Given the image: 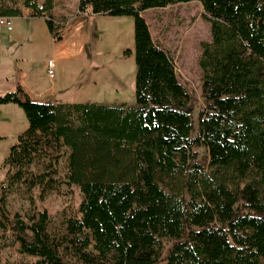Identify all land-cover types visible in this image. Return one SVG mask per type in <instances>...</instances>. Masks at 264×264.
Segmentation results:
<instances>
[{
  "label": "trees",
  "instance_id": "obj_1",
  "mask_svg": "<svg viewBox=\"0 0 264 264\" xmlns=\"http://www.w3.org/2000/svg\"><path fill=\"white\" fill-rule=\"evenodd\" d=\"M41 1L59 41L53 0L22 5L43 17ZM191 1L212 35L196 135L192 98L143 16ZM78 10L134 18V50L124 53L134 54L136 104L43 103L21 86L0 95L28 120L0 187L55 191L66 156L60 182L83 195L79 215L58 222L46 210L8 217L13 243L35 260L0 264H264V0H79ZM21 13L18 3L0 6V15Z\"/></svg>",
  "mask_w": 264,
  "mask_h": 264
},
{
  "label": "rangeland",
  "instance_id": "obj_2",
  "mask_svg": "<svg viewBox=\"0 0 264 264\" xmlns=\"http://www.w3.org/2000/svg\"><path fill=\"white\" fill-rule=\"evenodd\" d=\"M55 2L65 9L64 13H68L65 17L74 19V22L79 16L89 18L87 20L90 23V32L85 61L75 62L74 66L71 63L55 62V78H51L47 66L52 54L51 41L48 40L49 35L46 25L42 23V18H14V31L0 27L3 44H5L3 37H6L8 33L25 30L42 33V38L35 43L39 51L32 61L27 62L26 68L30 64L32 71L38 75L43 84L51 86L53 80L58 82L67 71H70L71 78L76 77V84L70 94L78 97L77 99L85 98L84 101L92 100L106 105L126 103L134 106L137 68L134 54L124 53L126 49L131 48L132 52L134 50V18L81 14L78 10L79 0H55ZM17 3L18 6L23 7L22 0H0L2 7L15 6ZM143 16L150 26L153 39L172 56L178 79L192 98L194 135H196L199 113L204 107L203 71L200 66L202 44L212 40L211 24L206 18L203 5L199 1L176 3L162 8L147 9L143 12ZM8 50L16 51V45L12 43ZM13 69L14 67L8 70L9 75L13 76ZM83 82L85 84L81 85ZM10 88L11 85L6 84L0 90L7 92ZM15 107L18 111L7 107V104H0L1 180L6 178V170L2 168V165L9 156L11 147L17 143L19 136L28 127V120L25 121L27 118L23 109ZM195 150L198 152L197 161L208 168L209 155L206 147L197 146ZM65 158L66 156L61 159L59 184L55 191L42 196L39 188L28 192L24 186L14 187L11 191H5L0 187V261L35 260L34 257L20 253L18 244L13 243L11 230L5 228L8 217L13 219L16 214H20L26 218L28 213L46 210L51 218L58 222L65 215H79V208L83 201L82 192L77 186H68L60 182L66 172ZM171 244L172 241H165L166 248H169Z\"/></svg>",
  "mask_w": 264,
  "mask_h": 264
},
{
  "label": "crops",
  "instance_id": "obj_3",
  "mask_svg": "<svg viewBox=\"0 0 264 264\" xmlns=\"http://www.w3.org/2000/svg\"><path fill=\"white\" fill-rule=\"evenodd\" d=\"M40 3H43L41 1ZM51 14L55 17L57 23H60L62 39L55 41L52 33L47 27L45 18L42 16H37L32 13V9L28 7H22V13L19 16H11L13 18L28 17L29 19L42 18V23L46 25L48 40L51 41V57L49 60H54V62L61 63H71L73 66L75 62L85 61L86 58V47L89 42V21L85 16H79L78 20L72 18H66L67 15L65 9L60 7L58 2L53 0V7L50 10ZM49 13V12H48ZM37 22V21H36ZM8 30L4 26H0ZM14 28H12L13 30ZM8 30V31H12ZM14 31V30H13ZM8 33V32H7ZM42 38V33L39 34L37 31H17L13 33H8L6 37H3L4 43L2 42L1 30H0V88L6 84H10V91L5 92L0 90V95H4L8 92L15 91L18 86H21L24 91L30 96V98L37 102L43 103H59V102H95L92 100L84 101L85 98L77 99L70 94V91L74 88L76 84V77L71 78L70 71H67L66 74L57 82L52 81L51 86L43 84L41 79L36 73L32 71L31 65L26 68L27 62L34 59L35 54L39 51L38 45L35 46L36 42ZM16 45V51L8 50V47L11 44ZM5 46V48H4ZM131 49V48H130ZM13 76L9 75V71L13 68ZM24 67V68H22ZM9 70V71H8ZM17 70V71H16ZM134 73V72H133ZM51 78H55L51 77ZM132 86L134 85V79L132 78ZM85 83H81L84 85ZM13 86V87H12ZM7 90V89H5ZM5 92V93H4ZM17 104L9 103L7 107H12L13 109H18ZM10 108V109H12ZM27 122V119L25 120Z\"/></svg>",
  "mask_w": 264,
  "mask_h": 264
},
{
  "label": "built area",
  "instance_id": "obj_4",
  "mask_svg": "<svg viewBox=\"0 0 264 264\" xmlns=\"http://www.w3.org/2000/svg\"><path fill=\"white\" fill-rule=\"evenodd\" d=\"M38 11L43 13V17L44 18H48V16H47L48 14H47L46 10L44 9V6L42 5V3H40L38 5ZM0 26H4L8 30H12V28H13V18L10 17V16L0 15ZM47 66H48V74H49V76L50 77H54L55 76V71H54L55 62H54V60H49Z\"/></svg>",
  "mask_w": 264,
  "mask_h": 264
}]
</instances>
